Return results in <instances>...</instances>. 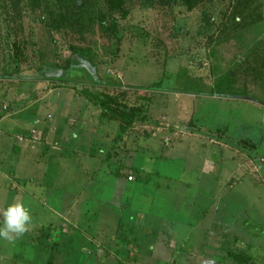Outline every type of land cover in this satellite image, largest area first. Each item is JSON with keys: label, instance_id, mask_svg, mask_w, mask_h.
Segmentation results:
<instances>
[{"label": "rangeland", "instance_id": "1", "mask_svg": "<svg viewBox=\"0 0 264 264\" xmlns=\"http://www.w3.org/2000/svg\"><path fill=\"white\" fill-rule=\"evenodd\" d=\"M124 11L108 34L102 0H0V226L32 217L0 264H264V0ZM78 49L110 85L48 78ZM157 80L153 122L125 126Z\"/></svg>", "mask_w": 264, "mask_h": 264}, {"label": "trees", "instance_id": "2", "mask_svg": "<svg viewBox=\"0 0 264 264\" xmlns=\"http://www.w3.org/2000/svg\"><path fill=\"white\" fill-rule=\"evenodd\" d=\"M170 1H175V0H170ZM185 5L188 8H192L197 0H183ZM247 2V0H245ZM102 3L106 9V13H102L99 17V24L102 26L104 29L105 33L108 34H116L117 32V19L114 17L115 13H124V0H102ZM256 9L259 8V4H256L255 6ZM86 49H78L77 51L74 52L73 55H71L67 61V64L63 67H57V70H60V73L58 75L50 76L48 77L51 81H62V82H69V81H74L77 82L79 79H82L88 83L91 84H108L110 85L109 81L101 80L94 71L90 73L89 70L84 68V65L89 64L86 59L87 54ZM90 66V64H89ZM91 68V67H90ZM79 69L84 72L86 71L87 73L86 76H82V74L78 73ZM91 70V69H90ZM162 88L160 85L159 80L154 81L152 84L149 86H144L138 88L140 91L137 93V101L134 105V107L130 111H122L121 114L123 118L125 119V126H129L132 123H141V124H148L152 123L153 121L150 120L149 117V111H150V106L152 104L154 92L152 93L151 90L159 89ZM177 92H180L181 90L175 89ZM92 98H97V96L93 93L89 94ZM6 111L8 109H5ZM4 110V112H5ZM3 115V114H1ZM0 115V116H1ZM123 123H121V126ZM125 128V127H124ZM123 128L122 131L125 129ZM122 136V134H121ZM251 255V254H250ZM259 255H264V252L262 254H256V255H251V256H246L247 258L249 257L250 261L252 259L253 262L256 263L255 260H258Z\"/></svg>", "mask_w": 264, "mask_h": 264}, {"label": "clouds", "instance_id": "3", "mask_svg": "<svg viewBox=\"0 0 264 264\" xmlns=\"http://www.w3.org/2000/svg\"><path fill=\"white\" fill-rule=\"evenodd\" d=\"M3 224L0 226V238L12 241L24 235L30 227L31 215L23 202L17 200L3 210Z\"/></svg>", "mask_w": 264, "mask_h": 264}, {"label": "crops", "instance_id": "4", "mask_svg": "<svg viewBox=\"0 0 264 264\" xmlns=\"http://www.w3.org/2000/svg\"><path fill=\"white\" fill-rule=\"evenodd\" d=\"M69 138V137H68ZM97 141V140H96ZM96 141H91L92 143V145H89V147H90V150L89 151H92V148H94V143L96 142ZM89 142V141H88ZM123 145H121V146H118L119 148H121V152H122V150H123V152L125 151V154H127V152H126V150H127V145H126V143H127V141H126V136H125V139L123 138ZM97 143L98 142H96V146L95 147H97ZM125 143V144H124ZM87 143L84 141L83 143L81 142L80 143V147H79V149L80 150H78V151H81V149L83 148V147H85V145H86ZM123 146L124 147H126L125 149H123ZM81 153V152H80ZM83 154H84V156H85V154H89V156H91V154H92V152H88V151H85V150H83ZM129 175H131V174H129ZM128 175V176H129ZM127 176V177H128ZM126 177V178H127ZM128 181H132L133 180V176H132V179H127ZM89 183V182H88ZM143 215V214H142ZM141 215V216H142ZM141 216L139 215V217H140V219H141ZM140 219H138V220H136V223H139L138 221H140ZM117 222H116V229H118V226L121 224V219L120 218H117V220H116ZM99 234H104V232L102 231H99ZM119 236H118V233H115V232H112L111 230H109V235H106V237H104V238H102L97 244H96V246L98 247V249H97V251H98V255H102V254H104L103 253V251H102V249L108 244V243H112L114 246H116L117 247V250L119 249V247H122V246H124V244L123 243H121V244H119V243H117V238H118ZM109 240V241H108ZM127 246L126 247H128V245L129 244H126ZM151 247L153 248L154 246L156 247V245L154 244V243H151ZM108 246V245H107ZM110 252H108V254H109ZM112 254V253H111ZM113 255V254H112ZM118 262H119V260H118Z\"/></svg>", "mask_w": 264, "mask_h": 264}, {"label": "built area", "instance_id": "5", "mask_svg": "<svg viewBox=\"0 0 264 264\" xmlns=\"http://www.w3.org/2000/svg\"><path fill=\"white\" fill-rule=\"evenodd\" d=\"M127 179H129V180H130V179H132V176H131V175H129V176L127 177Z\"/></svg>", "mask_w": 264, "mask_h": 264}]
</instances>
